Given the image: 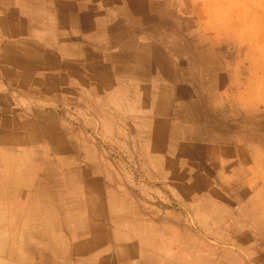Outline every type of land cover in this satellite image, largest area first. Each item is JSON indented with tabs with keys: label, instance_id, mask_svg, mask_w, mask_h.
<instances>
[{
	"label": "rangeland",
	"instance_id": "rangeland-1",
	"mask_svg": "<svg viewBox=\"0 0 264 264\" xmlns=\"http://www.w3.org/2000/svg\"><path fill=\"white\" fill-rule=\"evenodd\" d=\"M137 51L159 84L133 94ZM34 190L51 235L23 228ZM0 264H264V0H0Z\"/></svg>",
	"mask_w": 264,
	"mask_h": 264
},
{
	"label": "crops",
	"instance_id": "crops-1",
	"mask_svg": "<svg viewBox=\"0 0 264 264\" xmlns=\"http://www.w3.org/2000/svg\"><path fill=\"white\" fill-rule=\"evenodd\" d=\"M140 11L142 13H140L138 16L139 18H141L142 21H144L146 24H145V29H141V32L143 31L144 33H146L147 35H153L155 37H157V42L161 43L160 41L162 40V38L160 37H163L165 35H170V36H174L175 34H177L175 31L179 30V25L176 21V19L179 17V13H177V16H174V15H170V16H164V17H160L159 19H156L158 21L161 20V23H162V26H159L158 24L156 23H152V18L148 15H144V13L147 14V11H144L143 9H140ZM165 20H164V19ZM164 21H163V20ZM170 21V23H168V21ZM150 21V23L148 24V22ZM145 30V31H144ZM149 30H152L154 32H150ZM140 32V33H141ZM175 32V33H174ZM171 50V48L169 49ZM137 53H139V55H137ZM143 61H146L147 63V60L145 58V56L141 53V51H137L136 52V58L134 60H129V67L132 68L133 72L130 74V75H127V79H125V82L128 83V85L130 84L131 88L135 89L133 91V94H138L137 90H144V87L146 85H149L150 83L151 84H155L158 83L159 84V70L157 68V66L154 64V61L150 60V65L148 68H144V66L142 67L143 65ZM141 62V63H140ZM101 65L100 63H98V65H92L94 68L96 67H99ZM168 68H167V72L171 73L172 76H173V72H172V67L170 64H168ZM128 66H125L126 68ZM110 67V66H109ZM111 71L110 72H105V70H103L102 68V73H104V79L103 80H109V78H111L113 75H105L107 73H111L113 74L114 73V66L111 65ZM158 73V74H157ZM171 76V77H172ZM168 76V78H171ZM164 82H166L164 80ZM171 81H169L170 83ZM159 91V90H158ZM162 91L158 92L157 93V98L159 100H162ZM141 94V93H139ZM159 94V95H158ZM187 98V97H186ZM196 100V101H195ZM198 100H199V96H195L192 98V100H190L189 103V106L191 107V105H195V106H199L200 108V104L198 103ZM171 101H173V106H172V109H171V112H174V117L176 116V113L180 112L179 108H180V105L181 104H184V103H181L179 101V95L177 94H173L171 95ZM186 105V104H185ZM159 106V105H158ZM158 106L155 108V109H149L148 111L143 110V108H137V110L134 112L135 115H138L137 117H139V119L142 121V123L144 124H147L149 123L150 125H152V128L155 129L156 131H158L160 128H163L164 126L166 127L167 124H169L170 122L173 121L174 118H172L171 115H169L167 118L164 117L165 114H163L161 111H160V108H158ZM162 106H165V104L163 103ZM160 107V106H159ZM134 108V107H132ZM179 110V111H178ZM155 113V114H154ZM151 115H155L156 117H150ZM19 189H17L15 191V193H18L19 194ZM45 192V191H44ZM51 192V191H50ZM33 198L29 200V205H28V209H27V212L31 213V217H29V220L27 221L28 223L25 225H23V228H28V229H34V230H40V229H43L45 231H48V233L51 235V229H52V226H51V223L52 222V212H51V208H52V198H51V194H48L46 195H43L42 198L41 196H38L36 195V190H34L33 192ZM78 195L77 198H75V203L77 204H82L84 203V199L82 198L83 196V191L82 193L79 192V193H76ZM71 201H73L71 199ZM15 204H11L9 207H10V211L13 213V215L11 216L12 217V221H16L18 219V215H19V212L16 208V204H19V201L15 200L14 201ZM74 203V202H73ZM43 205V216H40V212H39V215H36L38 213L37 211V207ZM7 210L9 211V209L7 208ZM65 222L66 223H79V224H75V225H72V228L71 229H78V227H80V229L82 230V225L84 224L85 228L87 229V231H90V234L88 236H86V231H84V239H80L79 241L84 244V243H94L98 240V237H96V235H99L98 234V231L96 232L95 234V231L97 230V226L94 224V223H98L97 221H90V220H85L83 219V215H79V216H76V217H70V218H65ZM83 223V224H82ZM22 224H25V223H22ZM13 226L15 227H22L20 225V223H12ZM94 228H96L94 230ZM91 229H93L94 231H91ZM48 235V234H47ZM48 239V238H47ZM49 241H50V238H49Z\"/></svg>",
	"mask_w": 264,
	"mask_h": 264
}]
</instances>
